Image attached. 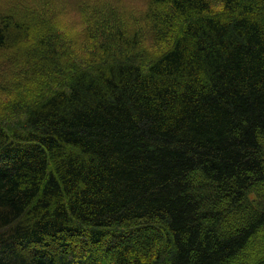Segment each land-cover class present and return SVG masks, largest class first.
Masks as SVG:
<instances>
[{
	"label": "trees",
	"instance_id": "trees-1",
	"mask_svg": "<svg viewBox=\"0 0 264 264\" xmlns=\"http://www.w3.org/2000/svg\"><path fill=\"white\" fill-rule=\"evenodd\" d=\"M99 11H0V264H264V0Z\"/></svg>",
	"mask_w": 264,
	"mask_h": 264
},
{
	"label": "rangeland",
	"instance_id": "rangeland-1",
	"mask_svg": "<svg viewBox=\"0 0 264 264\" xmlns=\"http://www.w3.org/2000/svg\"><path fill=\"white\" fill-rule=\"evenodd\" d=\"M146 5L147 0H0V11H4L5 8L13 9L17 7L30 14L36 12L38 15H42V12H44L45 17L51 20V23L60 30L59 36H61L65 45L78 49L81 47L84 37L88 39L84 44H89L90 47H96L95 42L100 43L98 38L91 37V31H93L94 24L100 16V9L109 10L108 13L117 11L123 13V22L127 28L122 27V19L118 27L121 29L123 35L128 37L129 34L137 29L131 24V17L137 16L132 11L141 12L146 8ZM47 11L53 12L55 16L53 18L48 17ZM142 26L143 24H141ZM93 33L95 36L97 35L95 31ZM114 33H116V30ZM143 41L142 47L149 46V43H143ZM6 70L3 61H0V85L3 83V75ZM18 73L15 77L11 78L12 81L9 85L11 92L0 95V113L7 114L11 111V104L20 94V87L25 89L27 93L30 92V88L24 86L25 84ZM24 76L28 79L25 73Z\"/></svg>",
	"mask_w": 264,
	"mask_h": 264
}]
</instances>
